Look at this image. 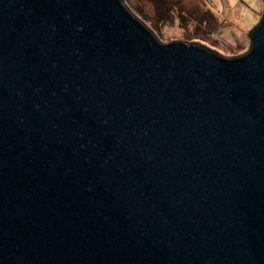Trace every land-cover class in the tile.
<instances>
[{
  "label": "water",
  "instance_id": "95a60500",
  "mask_svg": "<svg viewBox=\"0 0 264 264\" xmlns=\"http://www.w3.org/2000/svg\"><path fill=\"white\" fill-rule=\"evenodd\" d=\"M250 42L0 0V264H264V13Z\"/></svg>",
  "mask_w": 264,
  "mask_h": 264
},
{
  "label": "rangeland",
  "instance_id": "374dc122",
  "mask_svg": "<svg viewBox=\"0 0 264 264\" xmlns=\"http://www.w3.org/2000/svg\"><path fill=\"white\" fill-rule=\"evenodd\" d=\"M162 43H196L226 58L245 54L262 0H123Z\"/></svg>",
  "mask_w": 264,
  "mask_h": 264
},
{
  "label": "trees",
  "instance_id": "16d2710c",
  "mask_svg": "<svg viewBox=\"0 0 264 264\" xmlns=\"http://www.w3.org/2000/svg\"><path fill=\"white\" fill-rule=\"evenodd\" d=\"M122 3H123V0H120ZM127 8V7H126ZM128 10H129V8H127ZM130 11V10H129ZM263 13H264V6H263V11H262V14H261V17H260V19H259V21H258V23L250 30V32H249V38H250V35H251V33L253 32V30L256 28V26L260 23V21H261V19H262V16H263ZM135 16V15H134ZM136 17V16H135ZM137 19H139L138 17H136ZM140 20V19H139ZM141 21V20H140ZM150 30V29H149ZM151 31V33L153 34V36L156 38V39H158L157 38V36L154 34V32L152 31V30H150ZM200 47H204V46H201V45H199ZM250 46H251V42H250V44H249V49H250ZM204 48H206V47H204ZM208 51H211L210 49H208V48H206ZM248 49V50H249ZM212 52V51H211ZM215 53V52H214Z\"/></svg>",
  "mask_w": 264,
  "mask_h": 264
}]
</instances>
